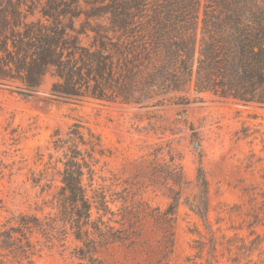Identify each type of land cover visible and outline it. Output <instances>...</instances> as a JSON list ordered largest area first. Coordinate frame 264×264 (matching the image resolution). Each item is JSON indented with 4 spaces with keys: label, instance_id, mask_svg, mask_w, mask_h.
Returning a JSON list of instances; mask_svg holds the SVG:
<instances>
[{
    "label": "trees",
    "instance_id": "obj_1",
    "mask_svg": "<svg viewBox=\"0 0 264 264\" xmlns=\"http://www.w3.org/2000/svg\"><path fill=\"white\" fill-rule=\"evenodd\" d=\"M48 74L50 94L60 102L187 106L212 94L264 108V0H0V82L20 81L19 93L29 97ZM70 135L89 148L84 155L76 144L64 162L57 213L42 220L22 214L16 224L0 227V264H32L39 243L34 230L49 242L65 241L71 232L80 243L73 252L77 264H102L99 247L138 235V217L122 214L117 220L111 204L119 199L109 198L105 186L93 187L95 154L105 155L100 136L81 123L73 124ZM156 178L172 195L151 217L172 250L188 185L180 158L171 156ZM196 185L188 205L211 236L197 240L199 258L208 246L204 262L188 257L180 264H222L208 223L209 182L201 164Z\"/></svg>",
    "mask_w": 264,
    "mask_h": 264
},
{
    "label": "rangeland",
    "instance_id": "obj_2",
    "mask_svg": "<svg viewBox=\"0 0 264 264\" xmlns=\"http://www.w3.org/2000/svg\"><path fill=\"white\" fill-rule=\"evenodd\" d=\"M52 82L46 75L29 97L19 93L20 81L0 82V227L16 224L22 214L42 220L57 213L64 162L77 144L70 131L81 123L100 136L105 148V155L95 154L93 187L105 186L109 198L119 199L111 204L117 220L122 214L138 217L132 242L98 248L102 264L205 261L208 246L199 258L197 240L207 241L211 234L188 205L198 192L200 164L209 182L208 223L217 240L216 257L222 264H264V108L212 94L187 106L60 102L50 94ZM78 148L84 154L89 146ZM171 156L180 158L188 181L172 250L167 233L151 217L155 208L163 210L171 201L169 186L162 178L156 181ZM84 182L90 183L89 174ZM32 235L39 241L32 264L79 262L73 252L80 243L71 232L65 241L53 242L37 230Z\"/></svg>",
    "mask_w": 264,
    "mask_h": 264
},
{
    "label": "water",
    "instance_id": "obj_3",
    "mask_svg": "<svg viewBox=\"0 0 264 264\" xmlns=\"http://www.w3.org/2000/svg\"><path fill=\"white\" fill-rule=\"evenodd\" d=\"M196 147H198L199 146V143L198 142H195V144H194Z\"/></svg>",
    "mask_w": 264,
    "mask_h": 264
}]
</instances>
